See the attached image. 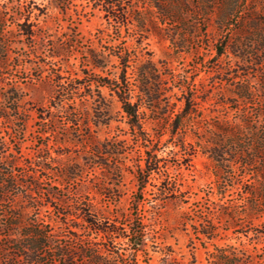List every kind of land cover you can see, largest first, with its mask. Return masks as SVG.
Returning <instances> with one entry per match:
<instances>
[{"label":"rangeland","instance_id":"1","mask_svg":"<svg viewBox=\"0 0 264 264\" xmlns=\"http://www.w3.org/2000/svg\"><path fill=\"white\" fill-rule=\"evenodd\" d=\"M26 2L46 7L47 15L38 20L45 39L34 55L26 43L16 42L15 25L9 27L12 43L8 77L27 75L28 82L19 84L20 107H33L27 123L15 125L17 131L12 132L20 140L23 154L39 162L37 212L46 234L45 249L54 255L58 245L67 244L75 261L81 259L83 245H95L102 251L119 250L133 257L134 264H213L215 249L222 247L236 249L249 264H264V215L251 220L237 217L236 226L227 230L225 220L218 216L220 198L212 164L199 149L210 123L234 119L242 110L233 102V83L244 79L255 89L259 87L264 52L256 43L244 47L251 36L243 31L250 22L244 17L237 21L233 18L229 20L232 24L221 27L215 16L204 19L189 14L188 26L177 32L176 37L182 39L179 43L184 42L179 48L160 35L136 32L131 24L116 28L102 10L92 9V0H73L66 13L61 10V1ZM263 2L247 0L248 7L258 13L262 32ZM84 12L89 13L82 16ZM73 31L81 38L80 44L63 58L64 64L58 58L50 59L42 78L35 80L39 74L34 69L36 63L46 59L54 42L66 41ZM239 43L244 49L240 54L236 48ZM125 46L143 59L151 56L156 62L165 89L160 97L163 104L185 95L177 87L180 84L197 89L198 113L181 133L183 140L170 135L169 119L158 112H148L146 117L143 127L149 135L147 140L135 138L115 94L95 83L69 95L72 101L83 103V112L73 110L78 104L69 108L76 119L81 116L80 124H67L65 113L59 110H54L55 122H50L46 111L58 98H53L55 87L47 81V73L61 69L63 80L76 79L70 87L80 80L86 84L88 79H98L84 64L88 51L95 48L107 60L102 71L94 72L100 78H116L120 63L109 53ZM219 47L226 50L217 56ZM241 53L244 56L237 57ZM89 94L94 98L87 97ZM99 105L103 107L101 112L97 110ZM255 107L254 102L247 110L254 111ZM93 115L103 117L99 124H94ZM5 127L8 125H0L1 134ZM4 137L10 139L6 133ZM106 143L114 145L111 153H97ZM154 165L159 171L151 173L140 190L137 169ZM235 191L227 192L228 199L241 198ZM203 230L210 234L204 236L200 232ZM52 264L60 263L56 259Z\"/></svg>","mask_w":264,"mask_h":264},{"label":"trees","instance_id":"2","mask_svg":"<svg viewBox=\"0 0 264 264\" xmlns=\"http://www.w3.org/2000/svg\"><path fill=\"white\" fill-rule=\"evenodd\" d=\"M56 1H61L63 5L61 10L66 13L67 5L73 0ZM92 2V9L102 10L105 16L114 21L116 28H120V24H131L136 32L160 35L179 48L183 47L184 42L179 43L182 39L176 37L177 32L180 28L188 26L189 14L202 16L204 19L215 16L217 24L221 27L232 24L229 20L233 18L237 21L244 17L250 23L244 27L247 31L244 30L243 33L251 36L244 43V47L248 48L247 44L256 43L260 52H264L261 20L256 9L248 7L247 0H92ZM30 4L26 0L0 2V125H8L5 127V133L10 138L7 140L4 137L5 133L1 134L0 128V264H52L56 259L60 264H134L133 257L129 258L119 250L102 251L95 245H83L79 250L81 259L76 261L67 244L58 245L54 255L50 249H45L46 234L37 212L39 181L36 172L39 162L34 157L27 158L23 154L21 142L15 138V132H12L17 131L15 125L27 123L33 108L20 107L22 97L19 95V84L26 81L27 75L19 77L13 74L8 77L9 46L12 43L8 39L12 36L9 27L15 25L16 36L19 38L16 42L26 43L33 49V54L45 39L38 20L41 15H47L46 7ZM260 12L264 13L262 10ZM88 13L84 12L82 16ZM71 36L66 41L54 42L51 45L52 51L46 59L36 63L34 69L39 74L35 80L42 78L50 59L58 58L62 61L69 56L73 46L80 44L81 38L76 31H73ZM236 48L239 54L240 51H244L241 43L236 45ZM225 50L217 48V56L224 54ZM99 52L100 50L93 48L85 56V66L98 76V79H88L86 84L80 83V80L76 86L70 87V83L76 82V79L63 80L61 69L47 73V81L52 82L55 87L53 98H58L55 105H51L52 107L46 111L50 122H55L52 113L59 110L65 113L67 124H80L81 116L80 119H76L69 108L73 104H78L73 110L81 109L83 112V103L72 101L69 95L95 83L96 87L106 86L115 94L125 123L135 138L147 140L149 135L143 127L146 117L148 112H158L169 119L170 135L183 140L181 133L186 131L198 113L197 89L180 84L177 87L181 92H185V95L175 102L163 104L160 98L165 93L162 74L151 56L143 59L127 46L116 53L114 51L113 54L109 53L117 58L120 71L116 78L107 79L100 78L94 72L105 68L107 56H104L103 52L99 55ZM242 56L244 53L237 57ZM62 62L64 64V61ZM24 71L22 70V73L27 74ZM28 78L33 80L31 77ZM258 83L257 89L244 79H238L233 83L235 96L233 102L237 104V109L238 105H241L242 110L234 119L227 117L210 123L209 131L204 134L205 137L199 145L201 152L212 164L215 189L220 198L218 216L219 219L225 220L227 230L236 226L237 217L251 220L264 215V73L260 75ZM87 97L94 98V95L89 94ZM177 102L180 103L179 106ZM254 102L256 109L247 110L248 105ZM97 110L101 112L103 107L99 105ZM93 117L96 119L95 125L103 118L96 115ZM91 144L94 146V143ZM113 146L112 143H106L103 145V151L96 152L111 153L110 148ZM158 171V165L137 169V177L141 179L140 190L145 187L148 176ZM232 189L236 190V194H240V199H228L227 192ZM200 232L204 236L210 234L208 230ZM232 249L222 247L215 249L213 264H249L245 259H241L236 249Z\"/></svg>","mask_w":264,"mask_h":264}]
</instances>
